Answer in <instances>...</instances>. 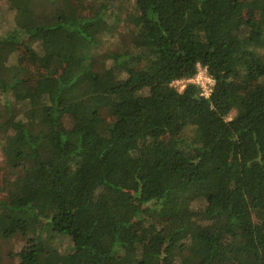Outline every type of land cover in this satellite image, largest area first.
<instances>
[{"label": "trees", "instance_id": "1", "mask_svg": "<svg viewBox=\"0 0 264 264\" xmlns=\"http://www.w3.org/2000/svg\"><path fill=\"white\" fill-rule=\"evenodd\" d=\"M6 1L0 239L20 264H264V0H134L120 47L116 0ZM200 66L208 95L176 88Z\"/></svg>", "mask_w": 264, "mask_h": 264}, {"label": "rangeland", "instance_id": "2", "mask_svg": "<svg viewBox=\"0 0 264 264\" xmlns=\"http://www.w3.org/2000/svg\"><path fill=\"white\" fill-rule=\"evenodd\" d=\"M77 1V0H76ZM79 1V0H78ZM81 5L79 6L80 14H90L92 13V3L93 0H81ZM51 5H49L50 7ZM51 8V7H50ZM49 8V9H50ZM119 8V9H118ZM7 1L0 0V30L6 25L7 18L12 19V15L7 14ZM134 10V0H116L114 3L113 16L115 17V22L117 23L114 29V34L112 39H109L105 43L112 45V43L117 42V46L120 47L122 42H125L131 36V31L134 29L136 24V19L133 16ZM126 39V40H125ZM130 42V41H129ZM109 47L108 45L100 48V51H104L105 48ZM23 53L22 62L26 65H31L32 59L28 56L24 47L21 48ZM34 72V71H33ZM176 88L182 90L183 83H176ZM230 116H233L231 113ZM70 124V122L68 121ZM4 159V154L1 148L0 143V168ZM1 171V169H0ZM6 198L5 193L0 194V201ZM65 238L60 241L64 243ZM22 247V239L17 237L14 239L6 240L0 239V261L1 264H20L19 257L17 256L18 252Z\"/></svg>", "mask_w": 264, "mask_h": 264}, {"label": "built area", "instance_id": "3", "mask_svg": "<svg viewBox=\"0 0 264 264\" xmlns=\"http://www.w3.org/2000/svg\"><path fill=\"white\" fill-rule=\"evenodd\" d=\"M187 81L195 82L202 87V92L208 95L211 91L214 80L209 76L206 67L200 66L198 72L192 78L188 80H176L175 83H183V87Z\"/></svg>", "mask_w": 264, "mask_h": 264}]
</instances>
